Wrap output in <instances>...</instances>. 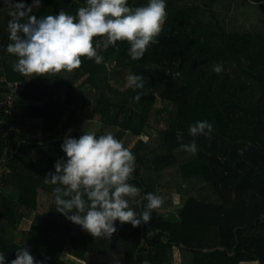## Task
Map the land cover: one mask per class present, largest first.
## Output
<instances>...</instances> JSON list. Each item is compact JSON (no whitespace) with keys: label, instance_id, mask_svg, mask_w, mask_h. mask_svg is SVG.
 <instances>
[{"label":"trees","instance_id":"1","mask_svg":"<svg viewBox=\"0 0 264 264\" xmlns=\"http://www.w3.org/2000/svg\"><path fill=\"white\" fill-rule=\"evenodd\" d=\"M251 1L264 18V0ZM19 2L0 0V252L6 262L22 247L44 264H73L66 258L109 264L116 255L124 264H264V33L211 28L191 8L172 7L139 60L118 41L101 49L100 64L81 56L71 71L28 77L6 51L10 13ZM23 3L43 17L59 10L75 15L85 0ZM146 3L128 0L133 8ZM216 63L221 73L212 71ZM130 73L143 77L142 88L116 85ZM8 82L24 86L11 104H1ZM85 120L98 124L97 135L110 131L130 148V183L163 198L149 222L116 221L110 237H93L56 211L55 186L45 176L64 157L65 134L79 137ZM197 120L212 124L210 135L188 134ZM147 128L161 137L155 147L144 139ZM193 139L195 154L180 148ZM192 177L213 185L218 201L186 195L177 218L166 219L161 211Z\"/></svg>","mask_w":264,"mask_h":264},{"label":"clouds","instance_id":"2","mask_svg":"<svg viewBox=\"0 0 264 264\" xmlns=\"http://www.w3.org/2000/svg\"><path fill=\"white\" fill-rule=\"evenodd\" d=\"M32 2L39 5L41 0ZM30 13L31 5L26 7L20 0L17 11L10 13L7 30L11 42L6 45V51L17 58L14 69L28 77L71 71L80 66L81 56L100 64L104 61L101 49L118 46V41L128 44L126 52L132 60H139L156 42L167 15L166 0H147L134 8L128 0H85L75 15L63 10L43 17ZM212 71L221 73L222 63L214 64ZM127 86L142 88L143 77L130 73ZM212 127L207 120H197L189 124L188 134L208 136ZM60 148L64 157L57 159L54 171L45 176L46 182L55 186L56 211L93 237H110L116 231V221L133 227L147 223L152 211L163 204L161 196L130 183L134 154L112 132L97 135L95 131H83L79 137L65 134ZM180 148L192 154L198 150L195 139L181 143ZM0 264L44 261L19 247L11 261L6 262L0 252Z\"/></svg>","mask_w":264,"mask_h":264},{"label":"rangeland","instance_id":"3","mask_svg":"<svg viewBox=\"0 0 264 264\" xmlns=\"http://www.w3.org/2000/svg\"><path fill=\"white\" fill-rule=\"evenodd\" d=\"M188 7L192 17H196L203 24L211 28L222 27L225 30L264 33V18L258 4L251 0H166V11L172 7ZM114 83V82H112ZM115 84V83H114ZM127 84V78H121L116 85L123 87ZM84 131H95L98 124L85 120ZM144 139L150 148L160 143V135L154 128H147ZM186 195H192L203 201H218L213 185L195 177L184 180L177 192L172 195V205L163 209L161 214L168 220H175L177 213ZM28 222H22L20 227H27ZM65 258V256H64ZM68 259L73 264L81 262ZM109 264H124L120 255L110 259Z\"/></svg>","mask_w":264,"mask_h":264},{"label":"built area","instance_id":"4","mask_svg":"<svg viewBox=\"0 0 264 264\" xmlns=\"http://www.w3.org/2000/svg\"><path fill=\"white\" fill-rule=\"evenodd\" d=\"M24 84L23 82H8L6 87L8 89V97L7 99L1 101V104H3V102H7L8 104H11V98L14 95L19 94V92L22 90Z\"/></svg>","mask_w":264,"mask_h":264}]
</instances>
